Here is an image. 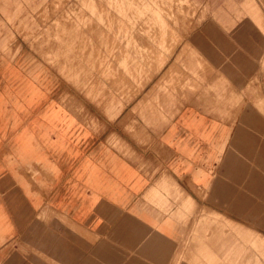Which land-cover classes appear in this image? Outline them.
Instances as JSON below:
<instances>
[{
	"label": "rangeland",
	"instance_id": "1",
	"mask_svg": "<svg viewBox=\"0 0 264 264\" xmlns=\"http://www.w3.org/2000/svg\"><path fill=\"white\" fill-rule=\"evenodd\" d=\"M0 85L18 87L25 117L66 108L110 133L191 104L229 122L173 264H264V0H0Z\"/></svg>",
	"mask_w": 264,
	"mask_h": 264
},
{
	"label": "crops",
	"instance_id": "2",
	"mask_svg": "<svg viewBox=\"0 0 264 264\" xmlns=\"http://www.w3.org/2000/svg\"><path fill=\"white\" fill-rule=\"evenodd\" d=\"M17 88L0 85V264H173L184 205L215 188L231 124L191 104L110 133L66 108L25 117Z\"/></svg>",
	"mask_w": 264,
	"mask_h": 264
}]
</instances>
